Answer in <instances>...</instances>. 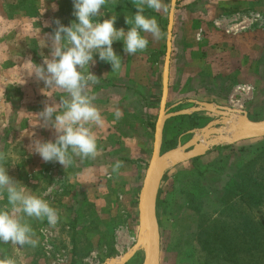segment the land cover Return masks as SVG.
Returning a JSON list of instances; mask_svg holds the SVG:
<instances>
[{"label": "crops", "instance_id": "obj_1", "mask_svg": "<svg viewBox=\"0 0 264 264\" xmlns=\"http://www.w3.org/2000/svg\"><path fill=\"white\" fill-rule=\"evenodd\" d=\"M127 2L131 5L130 0ZM207 2L178 0L170 62L167 100L169 113L189 111L198 107L197 103L238 110L231 106L230 99L234 97L232 91L235 92V86L241 84V76L246 79L245 83H251L248 76H252L254 86H262L260 91L264 92V42L262 45L256 44L260 41V37L264 36V31L255 30L248 34L254 42L252 46H248L255 55L249 59L248 64L247 62L246 65L243 64L240 53L237 52L240 44L234 40L238 36H229L225 33L222 35L221 32L213 29L212 25L210 26L213 31L209 32L203 23L205 18L202 15L199 20L194 18V13L198 9L194 10L190 5L198 3L202 14ZM218 2H220L218 8L220 11L236 9L242 6L241 3L245 4L244 0H218ZM167 3L168 0H162L163 7L159 11L146 6L144 9V15L148 18L154 17L158 23L162 33L159 40L154 39L150 33L141 32V35L148 39V46L145 51L137 52L135 55L125 53L122 40L115 41L112 47L122 62L119 71L112 73L111 64L101 61L98 53L93 57L95 64L82 70L85 73L89 70L99 79V83L92 85L89 91L95 97L93 103L100 110L104 123L102 127L93 128L98 147L94 159L73 157L72 165L66 169L59 162L51 167V170H56L57 183L62 185L57 190L60 196L58 195L56 210L60 221L56 249L58 247L57 250L64 251L68 255L70 261L68 260L67 264H82L81 262L88 264L98 257L97 261H102L98 262L99 264H112L113 259L119 262V259H123L131 252L128 250L125 254L122 253L123 244L117 243L116 236L119 230L123 229L124 208L126 209L129 203L136 204L139 213V197L153 154L155 127L163 93L167 45L165 28L167 25L168 29L170 12V9L169 12L167 11ZM248 4L249 7L252 6L251 0ZM127 6L125 0H108L102 7L101 14L93 20L103 22L104 19L116 16L114 27L117 30L123 28L127 32L131 25L125 23L126 16L132 17L138 11L136 8L128 11ZM132 12L134 15H131ZM167 12L168 20L165 23ZM182 14L183 16L180 17ZM200 28L206 30L204 41H197L199 38L197 31ZM165 34L166 38H164ZM50 42L51 40H47L45 43L49 45ZM210 49L214 51L210 53ZM41 54L46 56L45 53ZM238 89L236 92H239ZM40 90L42 92L39 89L29 90L30 100L36 102L32 104V108L42 107L46 102L56 106L58 112L62 111L60 101L66 97V93L60 89H49L44 83ZM15 91L10 90V92ZM38 92L41 94L38 95ZM51 97L55 98L53 100L55 103L48 101ZM116 110L120 111V118L116 117ZM42 111L43 109L40 110ZM238 111L246 112L250 118L248 111ZM27 116L29 115L26 113L25 124L29 122L33 126L26 130L21 139L30 141L31 149L32 141L35 139L55 142L54 128L50 125L42 126L44 122L39 117L29 120ZM221 117L216 113L202 110L170 118L164 128L163 151L175 149L170 139L176 137V131L182 128L183 124L196 121L194 123L196 127L202 125L201 129H205L221 120ZM191 133L193 131L179 136V143H182L183 137ZM29 155L37 156L34 150H30ZM117 161L122 162L123 166L118 172H113V166ZM34 238L38 240L36 247L27 244L22 247L8 243L7 251L8 255L10 254L8 258L16 260L17 257L13 253L17 252H24L29 256L38 252L40 239L37 233ZM1 252H4L2 248H0ZM120 254L123 256L120 257ZM3 256L4 254L0 257ZM23 258L25 259L21 254L19 260L23 262ZM132 260L133 257L125 264H129ZM142 263L138 262V264Z\"/></svg>", "mask_w": 264, "mask_h": 264}, {"label": "rangeland", "instance_id": "obj_2", "mask_svg": "<svg viewBox=\"0 0 264 264\" xmlns=\"http://www.w3.org/2000/svg\"><path fill=\"white\" fill-rule=\"evenodd\" d=\"M125 1L128 4L126 10L135 9L132 0H130L131 5L127 0ZM206 2L207 5L204 6L202 14L198 3L190 5L192 9H198L194 13V18L199 20L202 15L205 18L203 23L209 32L215 29L222 35L225 33L240 37L234 38L240 44L237 52L240 53L242 63L248 64L249 59L255 55L248 46L254 44L248 34L255 30L264 31V0H251L250 7L249 0H244L246 6L241 3V7L227 11L218 10L220 7L218 0H206ZM170 4L168 0V12ZM168 12L164 18L165 23L168 20ZM73 13V0H0V136L2 135L0 151L8 154L5 165L8 175L28 188L27 191L29 190L30 193L45 199L54 209L60 196L57 190L62 187L57 183L56 170H51L56 162L43 161L35 151L37 156H30L29 151L34 150L29 146L30 141L21 139L26 130L33 126L29 122L25 124L26 113L29 115L27 116L29 120L38 118L40 110H44V106L49 105L45 102L42 107H31L36 102L30 100V88L39 89L42 92L40 89L44 82L37 80L34 74L30 75L31 64L27 61L31 60L36 65H43L45 57L51 58V42L49 45L46 43V47H43V42L50 41V37L54 35L58 27L56 20L65 27L78 22ZM131 15H134V12ZM182 16L183 14L180 17ZM165 29L167 30V25ZM205 31L203 28L198 29L197 36L199 37L200 33L201 36L197 38V41L206 40L204 39ZM260 38L256 44L262 45L264 36ZM209 51L212 53L214 50ZM41 53H45L46 56H42ZM248 77L251 83H245L246 79L241 76V84L235 86V92L232 91L234 97L230 99V104L238 110L248 111L252 121H262L264 120V92L260 91L262 86H254L252 76ZM11 89L16 91L10 92ZM237 89L239 92H236ZM54 99L51 97L48 101L51 103ZM234 117L236 119H233ZM239 119V115L233 116L228 121L229 124L218 127L223 128L224 134H227L229 130L235 134ZM195 122L183 124L182 128H178L174 140L170 139L174 148L180 145L178 137L184 133L193 131L190 135L183 137L182 144L187 143L193 136H200L199 130L203 126L196 127ZM9 134H11L10 137ZM199 140L204 142L202 137ZM198 159L200 160L194 164L188 161L170 168L164 176L158 198V202H161V206L158 207L161 264H257L258 259H253L240 251L248 246L244 245L245 243L240 245V241L247 239L243 234L246 230L244 224L246 222L253 227L258 225V231L264 237V198L260 205L244 204L238 196L240 194H237L235 190L239 180L235 176L238 174L248 176L251 179L250 188L256 185L259 187L257 190H264V138L234 145L219 144ZM228 183L235 187L232 189L235 193L226 192ZM49 187H52V191L45 196L44 193ZM7 203V194L4 193L0 197V208L5 207ZM124 212L123 229H120L117 238L115 237L118 244H123V254L132 250L141 237L137 205L129 203L127 208H124ZM24 220L39 236V251L31 253L30 256L24 252L13 253L17 257L16 264H67L68 262L59 263V259L61 255V260H64L63 256L69 260L68 255L64 251L57 250L58 247L56 249L60 220L55 227H50L46 219L41 221L25 216ZM45 228H49L53 233L49 241L53 248L50 252L44 245L46 235L43 230ZM217 231L221 234L220 238L226 237L227 240L216 244L211 239L210 243L213 247L208 246L203 234L206 232L212 234ZM142 237H144L143 234ZM208 239L209 236H207ZM227 242L229 243L223 248ZM229 245L240 249L235 257H231L232 253L229 256L226 252L225 249ZM0 248L4 250L0 253V256L4 254L0 259L8 258L10 255L7 251L8 243L0 242ZM144 253L143 249L137 251L129 264L142 263ZM21 254L25 257L23 262L19 260ZM98 259L88 264L102 262L97 261ZM259 261L264 264V258Z\"/></svg>", "mask_w": 264, "mask_h": 264}, {"label": "clouds", "instance_id": "obj_3", "mask_svg": "<svg viewBox=\"0 0 264 264\" xmlns=\"http://www.w3.org/2000/svg\"><path fill=\"white\" fill-rule=\"evenodd\" d=\"M108 0H73L74 13L78 22L63 26L59 20L51 39V58L45 57L43 65H36L31 60V74L37 80L43 81L49 89H60L66 97L60 101L62 111L58 112L54 105H46L39 113L44 127L55 129V142L35 140L32 148L45 162H59L64 168L73 163V157L81 159L97 156V137L94 127H102L104 120L100 110L94 105L95 97L90 94V87L99 83V79L89 72L82 71L95 64L94 54L99 59L111 64L115 73L121 69V58L114 52L113 43L122 40L124 51L129 55L143 52L147 49L148 39L141 32L150 33L154 39L162 37L156 19L144 15L145 6L159 11L162 0H132L138 10L132 17L125 18V23L131 25L129 31L123 28L117 30L114 25L116 16L94 22L93 18L101 14V9ZM44 41L43 47H46ZM120 118L121 113L116 110ZM54 117V119H53ZM8 154L0 151V197L7 194V205L0 208V242L13 245H31L36 247L38 240L35 232L24 217L37 220H47L50 227H55L59 221L56 209L40 196L27 191L21 183L8 175L5 167ZM123 166L117 161L113 172H118ZM55 185L53 184V187ZM52 191L49 187L46 196ZM10 206V207H9ZM0 264H16L12 258L0 259Z\"/></svg>", "mask_w": 264, "mask_h": 264}, {"label": "water", "instance_id": "obj_4", "mask_svg": "<svg viewBox=\"0 0 264 264\" xmlns=\"http://www.w3.org/2000/svg\"><path fill=\"white\" fill-rule=\"evenodd\" d=\"M177 4L178 0H171L167 29L162 100L158 121L155 127L153 154L139 197L138 210L141 237L131 252L124 256L120 264L127 263V261H129L140 249H143L145 252L142 264H161V232L158 219V198L164 176L170 168L203 157L219 144L234 145L244 141L264 138V120L252 121L244 111L223 108L208 103H197L198 107L189 111L186 110L179 113L168 112L167 100L169 95L170 62ZM202 110L222 116L221 120L205 129L199 130L200 136H195L189 142L185 144L180 143L177 148L164 152L163 135L166 122L172 117ZM237 115H239L240 118L238 121V128L236 133L231 137L228 135H230L232 131L229 130L227 134H224L223 128L215 127L216 125L221 126L227 124L230 118ZM200 137H202L204 143L199 142ZM142 233H145L144 237H142ZM112 264H118V261L113 259Z\"/></svg>", "mask_w": 264, "mask_h": 264}, {"label": "trees", "instance_id": "obj_5", "mask_svg": "<svg viewBox=\"0 0 264 264\" xmlns=\"http://www.w3.org/2000/svg\"><path fill=\"white\" fill-rule=\"evenodd\" d=\"M200 159H195L192 160L191 163L194 164L196 162H198ZM181 168V167H180ZM178 168V169H180ZM241 174V173H240ZM238 177L239 180H237V188L235 189L234 186L230 185L229 183L227 184L226 187V192L229 193H235V191H233L232 189L236 190L238 195L244 204L246 205H260L262 203V198H264V190L259 191L257 190L259 187L258 186H254V188H250L249 185V181L251 179H249L248 176L242 175L239 176V174L237 176H235V178ZM197 190H200L199 187H196ZM161 206V202H158V207ZM246 225V230L245 232H243L244 237H247L246 240L242 239L240 241V245H242L243 243H245L244 245H248L245 246L244 248L240 249H235L234 246L229 245L225 250L228 253V255L231 257H235L236 254L239 252L238 250L250 255L251 258L253 259H258L257 264H261V261L264 258V237L263 235L258 231V225L250 226L247 222L244 223ZM221 231V230H220ZM252 231V232H249ZM225 233V232H224ZM206 238L204 239V241L206 242V244L208 246H212V244L210 243V240L213 239L214 243L216 244H221L223 243L225 240H227V238L225 237L220 238L221 234L217 231V232H213L212 234H210V232H206L203 234ZM207 236H209V239L207 240ZM229 242L225 243L223 245V248L228 244ZM250 244H253L252 246H250ZM263 247V248H262ZM238 264V263H235Z\"/></svg>", "mask_w": 264, "mask_h": 264}, {"label": "built area", "instance_id": "obj_6", "mask_svg": "<svg viewBox=\"0 0 264 264\" xmlns=\"http://www.w3.org/2000/svg\"><path fill=\"white\" fill-rule=\"evenodd\" d=\"M200 37V36H199ZM44 235H46V240H45V249L50 252L53 250L52 248V245L49 243V241L52 239L53 237V233L52 231L49 229V228H45L44 230ZM61 255H60V259H59V263H62V262H68L67 258L65 256H63V259L64 260H61Z\"/></svg>", "mask_w": 264, "mask_h": 264}, {"label": "bare ground", "instance_id": "obj_7", "mask_svg": "<svg viewBox=\"0 0 264 264\" xmlns=\"http://www.w3.org/2000/svg\"><path fill=\"white\" fill-rule=\"evenodd\" d=\"M237 116H238V115H237ZM233 119H236V118L234 117ZM228 124H229V123H228ZM233 125L235 126V124H233ZM236 126H237V125H236ZM231 127H232V126H231ZM237 128H238V127H237ZM237 128L235 127L236 130H237ZM236 130H235V133H236ZM232 134H233V133H231V135H228V136L231 137ZM199 142H200V140H199ZM200 143H204V142H200ZM142 234L145 235V233H142ZM121 260H122V259H121ZM121 260L119 259V262H118L119 264H120V261H121Z\"/></svg>", "mask_w": 264, "mask_h": 264}]
</instances>
